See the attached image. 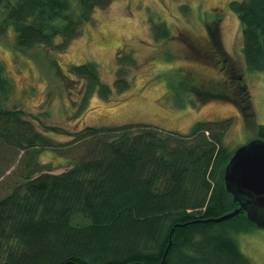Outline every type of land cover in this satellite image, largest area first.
Wrapping results in <instances>:
<instances>
[{
	"label": "trees",
	"instance_id": "16d2710c",
	"mask_svg": "<svg viewBox=\"0 0 264 264\" xmlns=\"http://www.w3.org/2000/svg\"><path fill=\"white\" fill-rule=\"evenodd\" d=\"M109 2L0 0V34L12 29L18 49L63 51ZM230 7L240 22L246 69L263 70L264 0H234ZM62 75L73 87L85 84L82 103L92 91L106 99L129 84L101 82L90 61ZM232 77L220 94L243 97L239 112L251 116L248 89ZM11 88L0 66V142L29 159L0 196V264H253L234 238L256 226L246 213L213 221L238 207L223 179L234 152L222 142L229 121H196L187 133L126 123L85 125L69 134L4 108ZM66 133L72 141L55 145L52 135ZM255 137L264 140V124H256ZM72 143L83 150L61 172L35 161L45 149L61 154Z\"/></svg>",
	"mask_w": 264,
	"mask_h": 264
},
{
	"label": "rangeland",
	"instance_id": "374dc122",
	"mask_svg": "<svg viewBox=\"0 0 264 264\" xmlns=\"http://www.w3.org/2000/svg\"><path fill=\"white\" fill-rule=\"evenodd\" d=\"M232 1L111 0L94 10L80 36L59 52L18 49L8 29L0 34V66L12 88L2 106L25 111V119L59 125L69 134L85 125L126 123L187 133L196 121H229L222 142L235 150L256 138V124H264V69L245 67L242 30ZM88 61L95 64L101 82L113 86L125 78L127 89H113L106 99L95 90L82 103L85 84L69 83V90L62 74ZM231 74L248 89L250 117L237 107L243 97L230 99V91H223L228 96L220 94V87H231ZM52 137L55 145L72 141L67 133ZM72 145L61 154L45 149L35 161L61 172L81 155L82 145ZM14 147L0 142V196L14 186L13 173L29 168V159ZM234 238L253 264H264V227L253 226Z\"/></svg>",
	"mask_w": 264,
	"mask_h": 264
},
{
	"label": "water",
	"instance_id": "95a60500",
	"mask_svg": "<svg viewBox=\"0 0 264 264\" xmlns=\"http://www.w3.org/2000/svg\"><path fill=\"white\" fill-rule=\"evenodd\" d=\"M223 179L238 207L213 221L246 213L257 227H264V140L255 138L238 146L225 166Z\"/></svg>",
	"mask_w": 264,
	"mask_h": 264
},
{
	"label": "flooded vegetation",
	"instance_id": "af4514ba",
	"mask_svg": "<svg viewBox=\"0 0 264 264\" xmlns=\"http://www.w3.org/2000/svg\"><path fill=\"white\" fill-rule=\"evenodd\" d=\"M192 47H193L194 49H196V47H195L194 45H192Z\"/></svg>",
	"mask_w": 264,
	"mask_h": 264
}]
</instances>
